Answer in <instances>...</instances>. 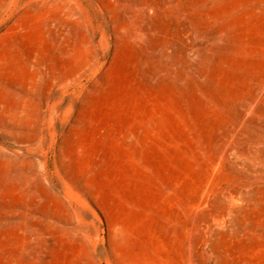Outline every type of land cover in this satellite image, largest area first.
<instances>
[{
    "label": "rangeland",
    "instance_id": "374dc122",
    "mask_svg": "<svg viewBox=\"0 0 264 264\" xmlns=\"http://www.w3.org/2000/svg\"><path fill=\"white\" fill-rule=\"evenodd\" d=\"M0 264H264V0H0Z\"/></svg>",
    "mask_w": 264,
    "mask_h": 264
},
{
    "label": "bare ground",
    "instance_id": "6f19581e",
    "mask_svg": "<svg viewBox=\"0 0 264 264\" xmlns=\"http://www.w3.org/2000/svg\"><path fill=\"white\" fill-rule=\"evenodd\" d=\"M239 191V190H238ZM235 192V191H234ZM237 192V191H236ZM240 193V192H239ZM237 194V193H236Z\"/></svg>",
    "mask_w": 264,
    "mask_h": 264
}]
</instances>
